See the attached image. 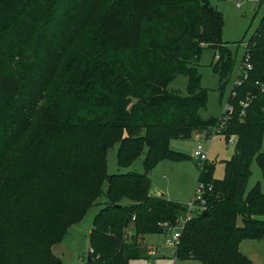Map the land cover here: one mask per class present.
<instances>
[{
  "label": "trees",
  "instance_id": "obj_1",
  "mask_svg": "<svg viewBox=\"0 0 264 264\" xmlns=\"http://www.w3.org/2000/svg\"><path fill=\"white\" fill-rule=\"evenodd\" d=\"M223 27L211 0H0V264H64L52 246L101 203L85 264L149 256L142 238L168 233L188 212L150 195V171L163 158H187L171 139L210 133L221 119L201 115L208 90L198 66L213 48L223 93L235 62ZM180 74L185 96L169 90ZM239 79L222 131L236 136L235 151L222 179L213 162L197 161L198 181L212 190L207 213L195 211L181 231V260L264 264L240 248L264 239V189L248 187L253 163L264 180V17ZM115 143L120 166L146 150L145 171L110 174Z\"/></svg>",
  "mask_w": 264,
  "mask_h": 264
},
{
  "label": "rangeland",
  "instance_id": "obj_2",
  "mask_svg": "<svg viewBox=\"0 0 264 264\" xmlns=\"http://www.w3.org/2000/svg\"><path fill=\"white\" fill-rule=\"evenodd\" d=\"M224 16L223 40L231 49L235 60L233 71L227 80L223 93L219 90L220 78L214 71L212 62L215 60L216 51L205 48L199 61L201 85L208 90L207 108L201 110L205 119L221 118L224 113L225 103L241 74V64L247 48L249 38L260 26L264 17V0H211ZM169 90L181 95H188V76L178 75L170 84ZM197 145L195 137L191 139L175 138L170 140L172 150L184 153L187 158L175 160L163 158L159 160L150 171L153 192L157 190L166 194V199L189 203L195 198L199 180V166L197 159L192 156V151ZM121 143H115L108 152L107 168L110 174L129 173L132 171L144 172L145 152L129 166L119 165V152ZM236 143L227 141L225 135H216L211 144L206 145L209 162L215 164L214 177L222 179L225 172L224 160L234 154ZM264 149V143H263ZM252 176L249 188L261 181L264 189V180L259 166L252 165ZM104 193L108 189V182L104 183ZM106 195L100 201L106 200ZM104 203L93 205L84 218L73 224L61 241L52 246L53 252L59 256L64 264H85L90 251V231L93 228V219ZM173 231L165 234H148L142 238L143 244L148 249V257L133 259L130 264H201L196 259L181 260L175 256V248L170 243ZM241 250L257 263H264V239H245L240 244ZM156 250L154 255L151 251Z\"/></svg>",
  "mask_w": 264,
  "mask_h": 264
},
{
  "label": "built area",
  "instance_id": "obj_3",
  "mask_svg": "<svg viewBox=\"0 0 264 264\" xmlns=\"http://www.w3.org/2000/svg\"><path fill=\"white\" fill-rule=\"evenodd\" d=\"M248 66L251 68L250 64ZM240 83L241 81L239 79L236 84H240ZM263 91H264V87H263ZM233 96H236V92L233 93ZM242 104L246 106L247 102L244 101L242 102ZM233 111H234L233 104L230 103L229 101H226L225 109L223 113L224 116L221 117L217 125H214L211 127V132L210 133L203 132V133H198L195 135V139L197 140V145L192 151V156L196 158L200 164L209 159L206 145L211 144L216 135H225L222 132L223 127L227 120V117L231 115ZM229 141L236 143V136L231 135L229 138ZM209 190H212L211 184H207L203 180L198 181L195 198L191 202L187 203L188 212L185 215H182L177 219L176 226L170 228V230L173 231V235L169 241L171 245L174 246L175 249L177 246V241L180 238L181 231L184 228L187 221L192 218L195 211H201L202 209L206 208L205 207V203H206L205 195L207 194ZM156 252H157L156 250H152L151 255H154Z\"/></svg>",
  "mask_w": 264,
  "mask_h": 264
},
{
  "label": "water",
  "instance_id": "obj_4",
  "mask_svg": "<svg viewBox=\"0 0 264 264\" xmlns=\"http://www.w3.org/2000/svg\"><path fill=\"white\" fill-rule=\"evenodd\" d=\"M152 188V185H151ZM150 195L153 196H160V197H166V194L163 191L157 190V192H153V190H150ZM207 213V209L203 210V214ZM90 258V256L88 255V259Z\"/></svg>",
  "mask_w": 264,
  "mask_h": 264
}]
</instances>
